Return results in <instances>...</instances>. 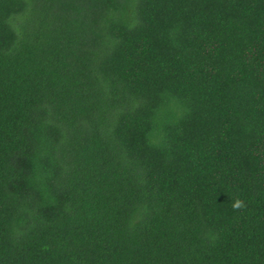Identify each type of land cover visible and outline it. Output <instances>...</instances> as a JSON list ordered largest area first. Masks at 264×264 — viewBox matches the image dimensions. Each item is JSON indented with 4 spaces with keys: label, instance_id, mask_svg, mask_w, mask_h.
<instances>
[{
    "label": "trees",
    "instance_id": "1",
    "mask_svg": "<svg viewBox=\"0 0 264 264\" xmlns=\"http://www.w3.org/2000/svg\"><path fill=\"white\" fill-rule=\"evenodd\" d=\"M0 264H264V0H0Z\"/></svg>",
    "mask_w": 264,
    "mask_h": 264
},
{
    "label": "clouds",
    "instance_id": "2",
    "mask_svg": "<svg viewBox=\"0 0 264 264\" xmlns=\"http://www.w3.org/2000/svg\"><path fill=\"white\" fill-rule=\"evenodd\" d=\"M235 208H241L243 207V202L240 201V200H237L234 205H233Z\"/></svg>",
    "mask_w": 264,
    "mask_h": 264
}]
</instances>
